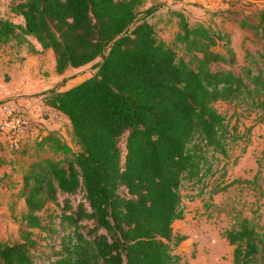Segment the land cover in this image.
Segmentation results:
<instances>
[{"label":"trees","instance_id":"obj_1","mask_svg":"<svg viewBox=\"0 0 264 264\" xmlns=\"http://www.w3.org/2000/svg\"><path fill=\"white\" fill-rule=\"evenodd\" d=\"M143 2L19 0L10 10L22 22L0 17V46L35 50L32 36L53 51L57 73L90 62L95 69L42 92L69 120L77 148L57 129L39 141L58 155L40 154L23 172L25 211L18 239L0 242V264H183L173 247L184 236L172 228L183 190L200 196L228 186L232 116H264V7L205 9L257 37L236 66L228 32L172 9L177 29L168 42L150 20L159 3ZM218 101L232 113L217 110ZM224 236L232 264H264L258 221L237 217Z\"/></svg>","mask_w":264,"mask_h":264},{"label":"rangeland","instance_id":"obj_2","mask_svg":"<svg viewBox=\"0 0 264 264\" xmlns=\"http://www.w3.org/2000/svg\"><path fill=\"white\" fill-rule=\"evenodd\" d=\"M17 1L19 0H0V17L22 22L23 18L10 10V5ZM146 4L147 2L143 3L142 6ZM247 5L249 6H244L241 10H251L256 7L252 4ZM198 12L196 14L191 13V21L202 20L215 29L228 32L230 45L235 52L236 66L244 63L245 50H253L259 45L252 29L241 28L235 19H229L227 15ZM247 15L252 16V14ZM241 16L239 15L238 18ZM156 31L168 42H171L174 25L166 27L156 25ZM16 49L18 47L12 41L0 46V54L11 52L14 57H21L22 49L17 51ZM176 49L180 50L178 47ZM215 49L222 50L219 46H215ZM1 56L0 100L16 98L21 94L14 97V93L9 95L10 92L8 91L18 82V78L16 76L11 78L9 73L10 64L8 62L14 63L15 61H7ZM29 57L31 58L29 60L30 67L37 68V71L34 70L35 72L29 79L30 82L37 83L35 91L30 94L40 96V98L45 89L51 86L61 89L68 88L91 76L95 70L92 62H90L83 66L67 68L59 74L54 70V55L51 49L43 50L39 55H30ZM20 61L17 63L22 64ZM214 105L217 110L228 115L233 111V107L223 101L215 102ZM52 113L54 114L51 111L50 116ZM53 120L59 124L58 130L63 140L76 149L77 145L69 120L62 115ZM231 123L235 126L236 138L228 145L226 175L224 177L228 186L214 194L204 192L200 196L192 195L196 191L195 188L186 187L183 190L184 196L180 205L183 214L172 222L174 233L184 236L173 247V251L180 255L183 264H232L233 245L228 243L224 231L234 224L237 217L256 220L264 228V116L258 120L254 112L242 113L236 119L235 114L231 118ZM0 137L12 149L19 150L24 146L22 145L23 139H21L20 146L14 148L4 136ZM33 144L34 142L30 144L28 151L34 148ZM36 149L43 155H58V153H53L47 145L37 144ZM47 206L49 211L56 210V207L50 202ZM24 211L25 205L20 198L0 199V242H12L18 239L19 219ZM43 241L46 242L47 239H43Z\"/></svg>","mask_w":264,"mask_h":264},{"label":"crops","instance_id":"obj_3","mask_svg":"<svg viewBox=\"0 0 264 264\" xmlns=\"http://www.w3.org/2000/svg\"><path fill=\"white\" fill-rule=\"evenodd\" d=\"M157 1L160 0H144L143 3L145 4V2H147V4L141 8H146L151 4L157 3ZM247 4L256 5V7L254 6L255 9L257 7L263 8L264 0H161L159 2V7L156 9L150 20L153 22L155 29L156 25L158 27L174 25L175 31L177 29V17L170 12L172 9H180L184 11L190 19L191 13L196 14L199 13L198 11L205 13V9L215 10L218 8L229 7L241 10L244 6H249ZM229 19H231V17H229ZM28 38L33 44L35 50H30L25 43L18 46V49H16V51L22 49L20 52L21 57H14L11 52H2L0 54L2 55V59L4 58L7 61H15L14 63L8 62V64H10L9 73L11 74V78L14 76L18 78V82H16L13 88L8 90L10 92L9 95L14 93L13 95L15 97L16 95L21 94L15 99L30 110L32 121H34V123L31 122V126L23 132L22 145L24 146L19 150L12 149L8 143L0 137V199L4 198L5 200H7L8 197H17V192L21 186L23 172L33 160L42 154L38 149L35 150V146L39 143L41 138L47 134L48 130L59 129L57 121H54V117L50 116V112L53 109L46 105L40 96L38 97L30 94L35 91L37 83L30 82L29 79L31 78L30 76L32 73L37 71V68L30 67L29 60L31 58L29 56L39 55L43 50H47L48 48L42 49L41 45L34 37L28 36ZM19 61L22 64L17 63ZM13 64L16 65L13 66ZM59 89L62 90L61 88ZM61 115L67 119L65 115ZM32 142H34V148L28 151V147ZM20 200L24 204V200L22 198H20Z\"/></svg>","mask_w":264,"mask_h":264},{"label":"built area","instance_id":"obj_4","mask_svg":"<svg viewBox=\"0 0 264 264\" xmlns=\"http://www.w3.org/2000/svg\"><path fill=\"white\" fill-rule=\"evenodd\" d=\"M52 112L54 118L61 115L56 110ZM31 122L30 110L15 98L0 100V136H4L12 147L20 146L22 134L31 126Z\"/></svg>","mask_w":264,"mask_h":264}]
</instances>
